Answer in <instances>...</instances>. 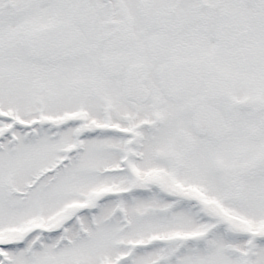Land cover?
<instances>
[{
  "label": "snow or ice",
  "instance_id": "1",
  "mask_svg": "<svg viewBox=\"0 0 264 264\" xmlns=\"http://www.w3.org/2000/svg\"><path fill=\"white\" fill-rule=\"evenodd\" d=\"M0 264H264V0H0Z\"/></svg>",
  "mask_w": 264,
  "mask_h": 264
}]
</instances>
